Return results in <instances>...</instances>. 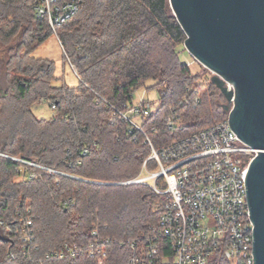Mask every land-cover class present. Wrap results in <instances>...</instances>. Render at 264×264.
I'll use <instances>...</instances> for the list:
<instances>
[{
    "label": "trees",
    "instance_id": "1",
    "mask_svg": "<svg viewBox=\"0 0 264 264\" xmlns=\"http://www.w3.org/2000/svg\"><path fill=\"white\" fill-rule=\"evenodd\" d=\"M51 36L76 69L77 87H54L53 62L33 56ZM184 40L168 0H82L55 35L34 17L33 0H0V154L9 157L0 156V264H98L86 253L45 259L63 244L89 242L105 247L102 264H131L128 244L152 236L159 197L119 184L139 174L150 150L110 116L131 106L136 91L155 92L159 108L143 124L155 149L227 118L217 90L199 96L192 87L196 76L177 51ZM39 100L53 117L34 115ZM22 219L31 222L29 243L18 235Z\"/></svg>",
    "mask_w": 264,
    "mask_h": 264
},
{
    "label": "built area",
    "instance_id": "2",
    "mask_svg": "<svg viewBox=\"0 0 264 264\" xmlns=\"http://www.w3.org/2000/svg\"><path fill=\"white\" fill-rule=\"evenodd\" d=\"M81 1L33 0V14L37 20L45 21L55 35V28L78 12ZM69 66L77 76L76 69ZM228 88L232 89V86L228 85ZM140 91L133 93L131 106L121 112L114 110L109 118L112 122L117 114L128 125V136L141 134L150 150L139 174L119 184L145 185L159 197L157 227L143 242L128 244L133 251L130 263L253 264V227L244 177L258 151L238 139L227 118L223 123L192 132L155 149L143 131V124L159 107L151 111V102L146 99L148 92ZM135 94L137 99H134ZM165 126L169 132L175 130L172 117L165 119ZM13 160L50 174L67 176L34 163ZM148 162H153L155 167L149 168ZM18 235L22 242L32 240L29 220L22 219ZM82 253L97 259L98 264L106 257L102 243L89 242L84 246L63 244L48 252L45 259L65 261Z\"/></svg>",
    "mask_w": 264,
    "mask_h": 264
},
{
    "label": "water",
    "instance_id": "3",
    "mask_svg": "<svg viewBox=\"0 0 264 264\" xmlns=\"http://www.w3.org/2000/svg\"><path fill=\"white\" fill-rule=\"evenodd\" d=\"M185 51L210 83L238 139L257 150L244 177L253 264H264V0H168ZM232 86V89L228 88Z\"/></svg>",
    "mask_w": 264,
    "mask_h": 264
},
{
    "label": "rangeland",
    "instance_id": "4",
    "mask_svg": "<svg viewBox=\"0 0 264 264\" xmlns=\"http://www.w3.org/2000/svg\"><path fill=\"white\" fill-rule=\"evenodd\" d=\"M177 51L179 53L180 61L184 64H189L188 68L191 75L196 76L195 83L192 86L196 90V94L201 96L203 93H206L209 89H211V87L217 90L214 86H209L211 85V73L193 60V58L185 51L183 44L177 47ZM33 56L37 59H43L53 62L56 76V80L53 82L54 87H61L63 85L67 87H77V77L74 75L69 64L66 62L63 51L55 36L49 37L45 42L36 47L33 52ZM147 85H149V82L147 83ZM141 92L142 91L137 92V94L140 95ZM220 97V105L225 104V100L223 99V97L221 95ZM134 99H137L136 94ZM146 99L151 102V111H154L159 107L160 101L158 95L155 92H148L146 95ZM33 106V113L38 119L48 120L54 115L53 110L50 108L47 102L39 100L35 102ZM0 156L9 158L2 154H0ZM156 204L157 203L154 204V207H156Z\"/></svg>",
    "mask_w": 264,
    "mask_h": 264
}]
</instances>
